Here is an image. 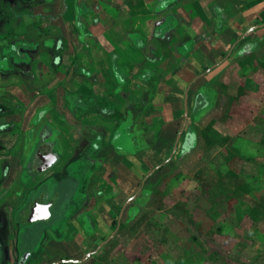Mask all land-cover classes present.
I'll use <instances>...</instances> for the list:
<instances>
[{"label": "crops", "instance_id": "0c3cea01", "mask_svg": "<svg viewBox=\"0 0 264 264\" xmlns=\"http://www.w3.org/2000/svg\"><path fill=\"white\" fill-rule=\"evenodd\" d=\"M260 22L264 0H0V264H90L96 254H101L97 264H109L102 244L91 251L106 227L89 218L106 221L119 212L87 204V198L100 196L99 186L93 191L97 183L113 188L105 199H116L119 183L136 195L143 194L139 184L145 183L150 196L157 188L147 185L160 183L154 178L160 169L154 168L165 167L162 162L177 142L176 159L187 155L205 167H216L220 147L238 151L227 144L239 134H254L263 117L249 103L245 119L231 114L229 123L223 122L217 104L223 87L209 79L213 69L197 79L190 75L194 84L186 93L189 77H179L184 60L202 52L190 47L201 28L193 26L191 38L185 27L235 25L247 39L256 30L249 31L250 24ZM232 33L225 31L222 38L233 40L237 32ZM173 72L177 84L171 85ZM213 109L214 135L188 124ZM243 161L249 168L261 164ZM67 171L81 181L74 214L58 228L54 222L43 225L40 248L25 251L22 225L40 226L38 220L50 216L42 196L30 202L31 189L53 172L65 176Z\"/></svg>", "mask_w": 264, "mask_h": 264}, {"label": "rangeland", "instance_id": "374dc122", "mask_svg": "<svg viewBox=\"0 0 264 264\" xmlns=\"http://www.w3.org/2000/svg\"><path fill=\"white\" fill-rule=\"evenodd\" d=\"M260 23L250 24L254 26L248 30H256L247 39H243L246 33L237 31L235 25H186L185 36L191 38L195 35L193 26L201 28L196 35L202 38L190 41V47L200 48L202 55L194 59L188 54L184 60L186 72H181L179 77L184 75L186 81L190 75L196 74L197 79L200 73L205 75L208 72L207 68L213 69V76L211 74L209 79L220 81L223 87L224 94L217 101L223 107L219 109L222 121L229 123L231 114L245 119L248 105L252 103L263 117L260 118L262 125L254 134L250 132L247 137L239 134L227 144V147H239L236 152L215 147L213 150L218 149L214 155L216 167H205L202 160L198 162L187 155L176 159L177 142L162 162L165 167L162 169L158 164L154 168L160 169L154 177H158L160 183L147 185L157 188L150 196L145 194V183L139 184L141 192L144 190L139 195L135 192L129 194L126 184L119 183L121 187L119 184L116 187L122 190L116 199H105V192L112 193L113 188H107L108 185L99 181L93 191L97 192L99 186L100 196L87 198V204L113 207L119 213L105 217L106 221L98 216L89 218L91 223L102 222L106 227L105 236L91 251L99 250L103 245L107 249L105 257L109 264H264V40L256 42L253 39H264V22ZM225 31L237 34L233 40H226L222 38ZM177 42V39L171 41L173 45L170 47H176ZM221 50L222 55L219 54ZM211 58L214 61H210ZM227 58L230 59L225 64ZM232 64L234 66L230 67ZM176 76L175 72L171 74V85L177 81L173 78ZM193 82L189 77L185 83L187 94L192 91ZM180 109L182 113V107ZM191 109V101L187 99L184 110L188 113ZM257 109L251 110V117L257 115ZM214 111L210 110L198 121L189 119L188 124L205 131L209 129L208 133L214 135L210 123V116L217 115ZM182 127L186 124L180 127L183 133ZM170 141L172 144L173 136ZM195 150L201 151L200 147ZM143 157V154L138 155L139 165ZM243 157L260 162V167H245ZM66 173L61 176L59 172H53L31 189L30 202L42 196L50 206V216L39 219L40 226L31 225L25 229L27 225H22L19 239L20 247L25 251L40 248L43 225L54 222L58 228L63 218L74 214L81 181L78 175ZM167 179L174 184L168 185ZM128 196L132 198L127 200ZM118 205H122L119 211ZM107 219H114V223L111 225L112 221L110 223ZM22 254L24 257V251ZM100 259L101 254H96L90 264H97Z\"/></svg>", "mask_w": 264, "mask_h": 264}]
</instances>
